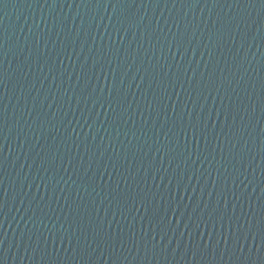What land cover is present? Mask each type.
<instances>
[{"label": "water", "instance_id": "95a60500", "mask_svg": "<svg viewBox=\"0 0 264 264\" xmlns=\"http://www.w3.org/2000/svg\"><path fill=\"white\" fill-rule=\"evenodd\" d=\"M0 264H264V0H0Z\"/></svg>", "mask_w": 264, "mask_h": 264}]
</instances>
